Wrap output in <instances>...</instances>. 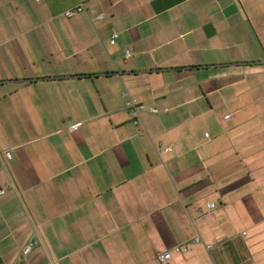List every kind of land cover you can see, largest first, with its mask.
Listing matches in <instances>:
<instances>
[{
  "label": "crops",
  "instance_id": "0c3cea01",
  "mask_svg": "<svg viewBox=\"0 0 264 264\" xmlns=\"http://www.w3.org/2000/svg\"><path fill=\"white\" fill-rule=\"evenodd\" d=\"M0 154V264H264V0H0Z\"/></svg>",
  "mask_w": 264,
  "mask_h": 264
},
{
  "label": "built area",
  "instance_id": "2783aa9c",
  "mask_svg": "<svg viewBox=\"0 0 264 264\" xmlns=\"http://www.w3.org/2000/svg\"><path fill=\"white\" fill-rule=\"evenodd\" d=\"M84 9V7L82 5H78L74 8H71L69 10H67L66 14L68 16H74L76 13L82 11ZM118 36V33L115 32L112 36V42H115L116 38ZM132 55V52L130 50L127 51L126 56L130 57ZM129 107L131 108V112H132V117H133V121L135 124H138L142 121V113L145 109V106L143 104L138 103L135 99H130L129 101ZM154 111H157L156 108H153ZM80 123H75L71 125V129H78ZM0 165L1 168L4 170H7V164H6V157L2 154H0ZM9 187H14V183L11 181L9 182L6 187L0 188V195L5 193L6 189ZM209 208L210 209H215L216 207V203L211 202L209 203ZM200 238H197L196 241H199ZM39 244V241L37 239H33L25 248V253H29L34 246H37ZM175 250L177 251H182L183 248L180 246H176ZM170 252L169 251H163L160 252L158 255V258L160 259V261H162L163 263H168L169 259H170Z\"/></svg>",
  "mask_w": 264,
  "mask_h": 264
}]
</instances>
